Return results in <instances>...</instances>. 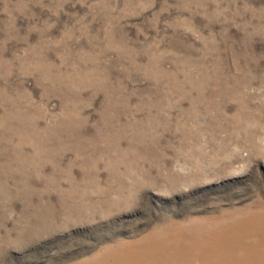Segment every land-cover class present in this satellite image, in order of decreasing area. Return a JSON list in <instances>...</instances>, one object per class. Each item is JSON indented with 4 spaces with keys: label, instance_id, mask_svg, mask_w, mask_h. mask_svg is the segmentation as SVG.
I'll list each match as a JSON object with an SVG mask.
<instances>
[{
    "label": "rangeland",
    "instance_id": "374dc122",
    "mask_svg": "<svg viewBox=\"0 0 264 264\" xmlns=\"http://www.w3.org/2000/svg\"><path fill=\"white\" fill-rule=\"evenodd\" d=\"M261 204L264 0H0V264Z\"/></svg>",
    "mask_w": 264,
    "mask_h": 264
},
{
    "label": "bare ground",
    "instance_id": "6f19581e",
    "mask_svg": "<svg viewBox=\"0 0 264 264\" xmlns=\"http://www.w3.org/2000/svg\"><path fill=\"white\" fill-rule=\"evenodd\" d=\"M261 205L242 208L217 230L157 232L140 244L108 249L83 264H264Z\"/></svg>",
    "mask_w": 264,
    "mask_h": 264
}]
</instances>
